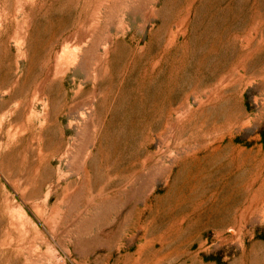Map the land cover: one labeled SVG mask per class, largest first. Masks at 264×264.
Listing matches in <instances>:
<instances>
[{
	"label": "rangeland",
	"instance_id": "rangeland-1",
	"mask_svg": "<svg viewBox=\"0 0 264 264\" xmlns=\"http://www.w3.org/2000/svg\"><path fill=\"white\" fill-rule=\"evenodd\" d=\"M0 264H264V0H0Z\"/></svg>",
	"mask_w": 264,
	"mask_h": 264
}]
</instances>
